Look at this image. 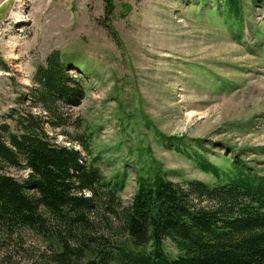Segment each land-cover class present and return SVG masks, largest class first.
Returning <instances> with one entry per match:
<instances>
[{"label": "rangeland", "instance_id": "rangeland-1", "mask_svg": "<svg viewBox=\"0 0 264 264\" xmlns=\"http://www.w3.org/2000/svg\"><path fill=\"white\" fill-rule=\"evenodd\" d=\"M221 4L117 0L107 16L103 0H0V122L11 109L40 113L23 95L35 69L59 52L84 96L65 129L49 134L65 146L85 139L89 156L71 144L107 181H123V205L140 175L215 185L198 161L231 178L240 166L264 187V6L239 0L240 34ZM22 248L13 260L31 264L52 245L29 235ZM163 249L176 257L168 240Z\"/></svg>", "mask_w": 264, "mask_h": 264}, {"label": "trees", "instance_id": "trees-1", "mask_svg": "<svg viewBox=\"0 0 264 264\" xmlns=\"http://www.w3.org/2000/svg\"><path fill=\"white\" fill-rule=\"evenodd\" d=\"M115 1L103 0L107 16ZM253 1L264 6V0ZM239 7V0H224L220 12L242 34ZM69 67L59 52L51 53L23 95L40 113L11 109L0 122V264H18L13 248L26 252L29 235L52 245L31 264H264V187L242 167L231 178L198 161L215 185L172 182L159 172L151 179L140 175L125 206L123 181H107L76 149L75 143L90 155L85 139L56 143L48 130L65 129L68 111L84 96L81 77ZM102 228L124 243L110 245ZM165 240L176 257L165 254Z\"/></svg>", "mask_w": 264, "mask_h": 264}]
</instances>
